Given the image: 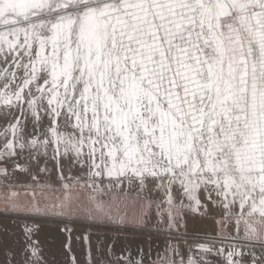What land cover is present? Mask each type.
<instances>
[{
  "label": "snow or ice",
  "instance_id": "obj_1",
  "mask_svg": "<svg viewBox=\"0 0 264 264\" xmlns=\"http://www.w3.org/2000/svg\"><path fill=\"white\" fill-rule=\"evenodd\" d=\"M0 264H264V0H0Z\"/></svg>",
  "mask_w": 264,
  "mask_h": 264
},
{
  "label": "rangeland",
  "instance_id": "obj_2",
  "mask_svg": "<svg viewBox=\"0 0 264 264\" xmlns=\"http://www.w3.org/2000/svg\"><path fill=\"white\" fill-rule=\"evenodd\" d=\"M84 230H89V229H84ZM90 231H92L94 234H99V233H102V232H105V231H107V229L106 228H103V227H94V228H92V229H90ZM129 239H130V241H129ZM142 240V237H133L132 238V236H129V237H127L126 239L125 238H121V240H123L124 242H131L132 243V245L134 244L132 241L133 240ZM120 249V248H119ZM119 249H117L118 251H117V254L119 255L120 254V251H119ZM133 252V251H132ZM134 253V252H133ZM135 254V253H134ZM136 258H139L138 256L136 257Z\"/></svg>",
  "mask_w": 264,
  "mask_h": 264
},
{
  "label": "bare ground",
  "instance_id": "obj_3",
  "mask_svg": "<svg viewBox=\"0 0 264 264\" xmlns=\"http://www.w3.org/2000/svg\"><path fill=\"white\" fill-rule=\"evenodd\" d=\"M133 238V237H132ZM130 241V239H129ZM134 244L132 245V251L135 253L136 252V244L140 242V240L138 241L137 239L136 240H133L132 241ZM128 243V242H127ZM126 242H124L123 240H120V242L117 244V249L123 247L125 244H127ZM120 250V249H119ZM118 251V250H117Z\"/></svg>",
  "mask_w": 264,
  "mask_h": 264
}]
</instances>
